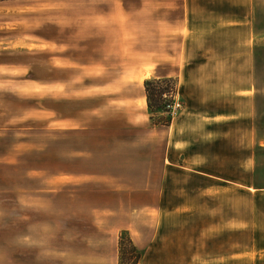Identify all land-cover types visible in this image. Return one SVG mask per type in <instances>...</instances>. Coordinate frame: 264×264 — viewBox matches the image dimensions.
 Masks as SVG:
<instances>
[{"label":"crops","instance_id":"0c3cea01","mask_svg":"<svg viewBox=\"0 0 264 264\" xmlns=\"http://www.w3.org/2000/svg\"><path fill=\"white\" fill-rule=\"evenodd\" d=\"M149 5L166 13L162 26L150 25L147 52L134 43L125 56L120 38L116 65L104 67L96 75L97 83H91L92 76L87 78L89 69L73 79L84 77V87L78 89L102 91L101 96L65 101L91 103L68 116L53 111L52 123L67 122L70 133L95 140L74 151L83 154L79 159L85 163L84 174L69 173L68 186L81 178L84 193H70L68 200L90 202L92 209L84 218L95 227L127 220L107 230L110 235L136 232L138 218L152 220L156 235L158 220L207 219L199 223L198 234L204 243L206 238L220 242L221 236L237 232L238 218L243 220L234 206L237 196L230 191H264V185L254 182L255 151L264 149L254 123L255 60L264 48V0H152ZM68 54L73 59L74 51ZM145 62L149 68L142 72ZM71 67L70 76L75 71ZM140 75L137 84L126 82ZM165 79L176 82L175 98L182 105L168 125L154 122L168 115L152 113L144 91L145 81ZM60 82L53 80L55 87L66 88L67 83ZM107 94L120 97L110 99ZM10 124L9 120L0 125L4 141L12 132ZM240 230L247 231L241 226ZM133 242L141 251L139 262L158 245L156 238L147 245L140 239ZM205 246L186 258V264H251L252 252L264 251L253 240L239 250L231 244L232 250L226 252Z\"/></svg>","mask_w":264,"mask_h":264},{"label":"rangeland","instance_id":"374dc122","mask_svg":"<svg viewBox=\"0 0 264 264\" xmlns=\"http://www.w3.org/2000/svg\"><path fill=\"white\" fill-rule=\"evenodd\" d=\"M150 1L0 0V125L10 120L12 129L5 141L0 137V264H119L120 237H129L132 243L140 239L142 245L153 238L158 240L154 249L145 250L146 259L139 264H186L185 259L194 257L195 250H201L204 244L208 251L216 246V250L226 252L232 250L231 244H237L239 250L253 240L257 248L264 249V191H230V195L237 196L234 206L243 220L238 218L236 233L221 236L216 243L209 242V238L204 243L198 234L199 223L207 219L197 223L195 219L158 220L161 224L157 225L160 230L156 235L152 220L138 218L136 232L110 235L107 230L127 220L118 219V223L104 229L95 227L84 218L92 204L84 198L68 200L70 193H84L81 178L78 184L68 186L69 173L84 174L85 163L79 159L83 154L74 151L84 150L86 143L94 144L95 140L70 133L67 122L52 123L53 111L59 117L68 116L91 103L65 101L101 96L102 91L78 89L84 87V77L73 79L89 69L87 78L92 76L91 83H97L96 75L104 67L116 65L113 58L118 54L120 38L125 56L131 50L127 47L134 43L147 52L150 25L157 22V28L162 26L166 13L150 9ZM71 51L73 59L68 54ZM257 55L254 123L258 138L264 140V48ZM71 64L75 70L72 76L68 74ZM81 65L86 67L79 70ZM140 68L147 72L149 66L146 63ZM141 78L132 77L126 82L137 84ZM54 79L67 83L66 88L55 87ZM175 93L166 97L167 102ZM53 100L62 101L54 104ZM160 113L168 116L156 117L155 123L162 124L167 118L171 121L169 109ZM255 152L254 166L258 163V169L254 182L264 185V149ZM221 212H226L223 205ZM240 226L247 231L240 230ZM252 253L251 264H264V251Z\"/></svg>","mask_w":264,"mask_h":264},{"label":"trees","instance_id":"16d2710c","mask_svg":"<svg viewBox=\"0 0 264 264\" xmlns=\"http://www.w3.org/2000/svg\"><path fill=\"white\" fill-rule=\"evenodd\" d=\"M162 83L164 86H162ZM176 82L173 79L148 80L144 83L145 97L149 110L152 113L166 112L168 104L166 97L174 94ZM170 119L162 121V125H168ZM127 242V243H125ZM119 264H138L141 259V253L134 246L129 237H120L118 241Z\"/></svg>","mask_w":264,"mask_h":264},{"label":"built area","instance_id":"2783aa9c","mask_svg":"<svg viewBox=\"0 0 264 264\" xmlns=\"http://www.w3.org/2000/svg\"><path fill=\"white\" fill-rule=\"evenodd\" d=\"M166 107L169 109L171 115H175L181 109L182 105L173 95Z\"/></svg>","mask_w":264,"mask_h":264}]
</instances>
